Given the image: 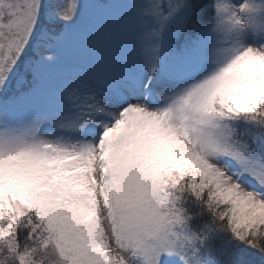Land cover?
I'll return each mask as SVG.
<instances>
[{"label":"snow or ice","instance_id":"1","mask_svg":"<svg viewBox=\"0 0 264 264\" xmlns=\"http://www.w3.org/2000/svg\"><path fill=\"white\" fill-rule=\"evenodd\" d=\"M0 264H264V0H0Z\"/></svg>","mask_w":264,"mask_h":264}]
</instances>
